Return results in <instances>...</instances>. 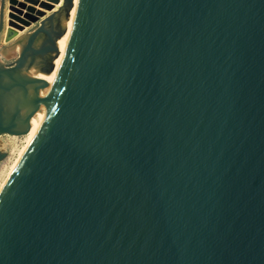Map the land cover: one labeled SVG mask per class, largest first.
<instances>
[{
    "label": "water",
    "instance_id": "1",
    "mask_svg": "<svg viewBox=\"0 0 264 264\" xmlns=\"http://www.w3.org/2000/svg\"><path fill=\"white\" fill-rule=\"evenodd\" d=\"M37 4L0 0V138L40 120L0 264H264V0H80L51 93L75 0Z\"/></svg>",
    "mask_w": 264,
    "mask_h": 264
},
{
    "label": "rangeland",
    "instance_id": "2",
    "mask_svg": "<svg viewBox=\"0 0 264 264\" xmlns=\"http://www.w3.org/2000/svg\"><path fill=\"white\" fill-rule=\"evenodd\" d=\"M37 1L38 4L35 7L39 10L41 9V5L43 4L53 6L54 9L52 11H46L44 9H41L48 15H51L53 11L59 6L62 0H37ZM6 19L8 20V16L6 17ZM2 36H0V57L2 58L3 63L11 64L18 57L19 53L17 50H14L13 47L11 46L13 44H6L5 37L3 39ZM33 74L37 75V72L34 71ZM30 143H31V137L29 135H25L21 137L3 136L0 138V150L7 153V158L2 163H0V190L3 187V185L6 183V181L9 179L11 172L13 171L16 164L19 162L22 154L28 148Z\"/></svg>",
    "mask_w": 264,
    "mask_h": 264
},
{
    "label": "bare ground",
    "instance_id": "3",
    "mask_svg": "<svg viewBox=\"0 0 264 264\" xmlns=\"http://www.w3.org/2000/svg\"><path fill=\"white\" fill-rule=\"evenodd\" d=\"M79 3H80V0H75V7H74V9L72 11L71 19H70L69 22L66 23V26H65L66 29H67V32L63 36V38L61 40H59V42H58V47H59V51H60V57L55 62V65H56L55 72L51 76H46V75L42 76L43 74H39V73H37V75H34L33 74L34 70L31 72L33 77H35L39 81L45 82V83H49L51 85V87L49 89H47V93H51V91L54 89L55 85H57V83H58V80H59V77H60V73H61L64 61H65V58H66V55H67V52H68V48H69V45H70V41L72 39V35H73V32H74V26H75L77 13H78ZM63 5H64V0L61 1L59 6L53 11V13L57 12L59 9H61L63 7ZM31 125H32L31 130H30V132L27 135H29L31 137V143H32V141L35 139V137H36V135H37V133L39 131V128H40V120L38 119V117H34L32 119V124ZM30 144H29V146H30ZM26 150L24 151V153L26 152ZM24 153L22 154V156L24 155ZM22 156H21V158H22ZM18 163L16 164V166L18 165ZM16 166L14 167L13 171L15 170ZM13 171L11 172V174L13 173ZM7 181H6V183H7ZM5 184L1 188L0 194H1Z\"/></svg>",
    "mask_w": 264,
    "mask_h": 264
},
{
    "label": "crops",
    "instance_id": "4",
    "mask_svg": "<svg viewBox=\"0 0 264 264\" xmlns=\"http://www.w3.org/2000/svg\"><path fill=\"white\" fill-rule=\"evenodd\" d=\"M6 13H7V15H8V9H7V12H6ZM7 21H8V20L6 19V22H7ZM2 37H3V39H4L5 35L3 34Z\"/></svg>",
    "mask_w": 264,
    "mask_h": 264
}]
</instances>
